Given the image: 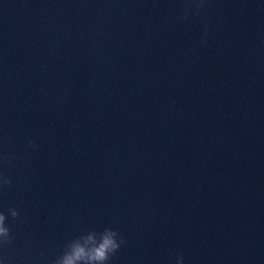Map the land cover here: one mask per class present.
<instances>
[{
	"label": "water",
	"instance_id": "obj_1",
	"mask_svg": "<svg viewBox=\"0 0 264 264\" xmlns=\"http://www.w3.org/2000/svg\"><path fill=\"white\" fill-rule=\"evenodd\" d=\"M182 2L0 0L17 264L105 227L112 264H264V0H214L206 48Z\"/></svg>",
	"mask_w": 264,
	"mask_h": 264
},
{
	"label": "clouds",
	"instance_id": "obj_2",
	"mask_svg": "<svg viewBox=\"0 0 264 264\" xmlns=\"http://www.w3.org/2000/svg\"><path fill=\"white\" fill-rule=\"evenodd\" d=\"M215 7L214 0H183L177 21L188 23L194 21L200 29V45L208 46L214 33V18L211 15ZM218 28V25H216ZM103 36V32L98 33ZM100 41L97 40L99 45ZM12 137L3 136L0 143L7 146ZM39 150V145L31 137L25 138V153ZM25 163L24 157L7 150H0V194L6 193L14 186L13 179L7 171H15ZM11 221H20L21 213L16 207H9L0 211V264H17V258L9 255L17 240L13 232ZM127 244L122 234L112 228L105 227L102 231L92 230L86 234L68 240L57 251L54 257H49L44 251L37 257L38 264H112L113 259ZM175 264H185L182 254L174 255Z\"/></svg>",
	"mask_w": 264,
	"mask_h": 264
}]
</instances>
